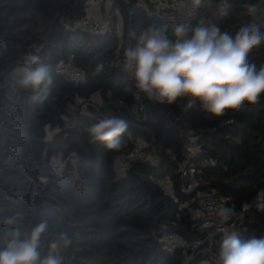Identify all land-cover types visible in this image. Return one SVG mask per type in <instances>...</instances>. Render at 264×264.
Returning a JSON list of instances; mask_svg holds the SVG:
<instances>
[{
    "label": "trees",
    "instance_id": "trees-1",
    "mask_svg": "<svg viewBox=\"0 0 264 264\" xmlns=\"http://www.w3.org/2000/svg\"><path fill=\"white\" fill-rule=\"evenodd\" d=\"M91 1L108 4L111 15H120L122 36L114 16L104 34L77 26ZM245 2L206 0L191 22L204 18L233 32L255 22L264 31V0H250L258 8L254 17L246 15ZM153 5L152 0H0V237L17 226L29 232L45 219L52 232L72 236L63 253L65 264H182V251L163 247L169 233L199 235L192 212L198 203L179 210L180 203L215 192L230 197L239 209L264 189L262 94L256 105L219 117L198 104L187 110L202 151L195 160L196 189L183 192V147L121 68L128 33L165 23L152 13ZM225 7L228 14L221 16ZM29 51L50 69L52 85L43 103L32 102L31 90L17 83L23 54ZM60 60L83 67L85 81L77 85L58 74ZM250 60L264 65V45ZM186 103L182 99L172 105L181 110ZM109 115L129 124L119 151L107 149L88 132L98 118ZM136 141L145 142L151 158L135 161L119 174L115 162ZM55 159L65 163L61 175L52 170ZM166 181L174 197L166 191ZM13 217L16 225H8ZM238 234L241 240L264 236V212L248 211ZM204 260L196 255L188 264Z\"/></svg>",
    "mask_w": 264,
    "mask_h": 264
},
{
    "label": "clouds",
    "instance_id": "clouds-1",
    "mask_svg": "<svg viewBox=\"0 0 264 264\" xmlns=\"http://www.w3.org/2000/svg\"><path fill=\"white\" fill-rule=\"evenodd\" d=\"M206 0H190L187 20L152 23L139 32L128 33L129 43L122 51V71L148 100L172 105L186 100L185 110L195 107L212 117L243 105H256L264 94V65L250 60L253 51L264 45V31L255 22L245 23L236 31L204 21L193 24L196 10ZM246 15L254 17L256 3L246 0ZM228 14L222 8L221 16ZM23 67L17 83L31 90L30 100L43 103L52 85L49 66L40 62L37 52L23 54ZM128 122L118 115L101 116L88 129L93 140L107 149L119 151ZM242 210L255 208L264 212V189H258L251 200L242 202ZM222 226L217 234L222 239L214 264H264V236L241 240L239 234L223 225L236 210L220 207L217 212ZM8 225H16L9 218ZM44 238V239H42ZM72 245L67 232H52L48 220L42 219L29 232L12 227L0 237V264H65L63 253ZM46 248V253L42 249Z\"/></svg>",
    "mask_w": 264,
    "mask_h": 264
},
{
    "label": "built area",
    "instance_id": "built-area-1",
    "mask_svg": "<svg viewBox=\"0 0 264 264\" xmlns=\"http://www.w3.org/2000/svg\"><path fill=\"white\" fill-rule=\"evenodd\" d=\"M154 5L152 13L161 18L165 23H175L187 18L186 12L190 4L189 0H152ZM101 1H91L85 7L84 16L78 20L77 26L86 32L94 35L104 34L109 30L110 21L102 16L93 15L95 9ZM198 21L209 22L201 18ZM56 72L69 78L79 85L86 79V70L72 61L60 60L56 65ZM151 108L168 129H170L180 141L185 154V162L181 168L182 190L186 194L195 191L197 185V172L195 160L202 151L199 143V136L191 127L188 120V111L185 108L177 110L173 105L158 104L150 101ZM144 141H136L133 149L125 156H121L115 162V169L119 174H123L133 162L145 161L148 156L145 152ZM55 174L61 175L64 171L65 163L60 160H53L51 163ZM166 191L174 197L171 187ZM195 203L196 208H192ZM191 206L196 222L198 236L187 238L179 232H172L164 237L163 247L168 252L182 251L184 253L182 264H188L196 255H203V264H214L213 258L219 248L221 235L217 234V229L222 226L218 216V209L222 206L234 208L232 199L228 196L218 195L215 192L205 194L201 201L191 195L186 202L179 204L178 209L183 210ZM235 209V208H234ZM236 215L223 226L238 233V230L245 222L246 213L242 208L235 209Z\"/></svg>",
    "mask_w": 264,
    "mask_h": 264
},
{
    "label": "rangeland",
    "instance_id": "rangeland-1",
    "mask_svg": "<svg viewBox=\"0 0 264 264\" xmlns=\"http://www.w3.org/2000/svg\"><path fill=\"white\" fill-rule=\"evenodd\" d=\"M190 1V0H189ZM102 5V4H101ZM102 7V16H103V18L105 19V20H108V21H112V19H113V16L115 17V20H116V26H117V29H118V32H119V34H120V36H122V22H121V17H120V15L118 14V13H116L115 15H111L110 13H109V6H108V4L106 5L105 4V6H101ZM97 100V98L96 97H94V99H93V101H96ZM147 154V153H146ZM147 158L149 159V158H151V155H149V154H147ZM153 161H154V159H153ZM171 187V185H170V182L169 181H166L165 182V188L166 189H169Z\"/></svg>",
    "mask_w": 264,
    "mask_h": 264
},
{
    "label": "crops",
    "instance_id": "crops-1",
    "mask_svg": "<svg viewBox=\"0 0 264 264\" xmlns=\"http://www.w3.org/2000/svg\"><path fill=\"white\" fill-rule=\"evenodd\" d=\"M102 3H100L99 4V6L95 9V11L93 12V15H99L100 14V16H102V5H101ZM107 5V4H106ZM103 17V16H102Z\"/></svg>",
    "mask_w": 264,
    "mask_h": 264
}]
</instances>
